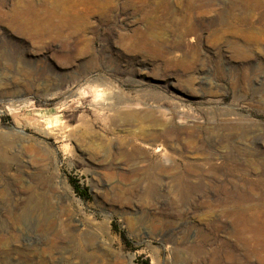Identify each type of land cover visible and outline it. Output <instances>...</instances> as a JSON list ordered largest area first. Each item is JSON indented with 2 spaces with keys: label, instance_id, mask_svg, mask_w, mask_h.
Here are the masks:
<instances>
[{
  "label": "rangeland",
  "instance_id": "rangeland-1",
  "mask_svg": "<svg viewBox=\"0 0 264 264\" xmlns=\"http://www.w3.org/2000/svg\"><path fill=\"white\" fill-rule=\"evenodd\" d=\"M0 139V264H264V0H0Z\"/></svg>",
  "mask_w": 264,
  "mask_h": 264
},
{
  "label": "bare ground",
  "instance_id": "bare-ground-1",
  "mask_svg": "<svg viewBox=\"0 0 264 264\" xmlns=\"http://www.w3.org/2000/svg\"><path fill=\"white\" fill-rule=\"evenodd\" d=\"M60 6V5H59ZM50 14V13H49ZM54 15V14H53ZM54 16H56V15H54ZM66 16H68V15H66ZM48 18H50V17H48ZM67 18V17H66ZM65 18V19H66ZM78 18V17H77ZM45 19H46V17H45ZM52 19H54L53 17H52ZM42 20V19H41ZM67 20V19H66ZM35 21V20H34ZM63 21V20H62ZM33 22V21H32ZM48 23V22H47ZM63 23V22H62ZM37 25V24H36ZM41 25V24H40ZM33 26V25H32ZM37 27H39V26H37ZM35 30H36V28H35ZM16 132H18V133H20V130H17V129H14ZM45 130H48L47 128H43V129H41V131H43V133H45L46 134V131ZM4 138H7V137H4ZM11 143H12V141H8V139H5V140H1L0 139V152L2 153L1 155L3 156V154L5 153V148L6 147H8L9 145H11ZM15 150V149H14ZM1 156V157H2ZM41 184V183H40ZM26 188V187H25ZM37 202V201H36ZM38 203V202H37ZM40 205H41V203H40ZM30 209V208H29ZM58 230V229H57ZM57 230H55V232H53V234H54V236H57L59 233L57 232ZM72 231H67V232H65V235H66V237L65 238H63V240L67 243V245L70 247L71 245L73 246L74 244H75V240H76V235L74 234V233H71ZM60 235V234H59ZM64 235V234H63Z\"/></svg>",
  "mask_w": 264,
  "mask_h": 264
}]
</instances>
